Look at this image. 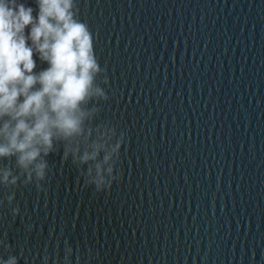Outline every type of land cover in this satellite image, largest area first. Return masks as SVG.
<instances>
[{"label": "water", "instance_id": "obj_1", "mask_svg": "<svg viewBox=\"0 0 264 264\" xmlns=\"http://www.w3.org/2000/svg\"><path fill=\"white\" fill-rule=\"evenodd\" d=\"M74 5L107 76L96 120L125 133L116 179L96 191L60 149L41 190L0 186V256L264 264V0Z\"/></svg>", "mask_w": 264, "mask_h": 264}, {"label": "clouds", "instance_id": "obj_2", "mask_svg": "<svg viewBox=\"0 0 264 264\" xmlns=\"http://www.w3.org/2000/svg\"><path fill=\"white\" fill-rule=\"evenodd\" d=\"M34 2L0 0V160L13 161V167L0 166V186L22 182L41 190L48 155L62 149L85 185L109 189L125 133L96 120L99 102L108 97L92 33L76 17L74 0ZM37 59L47 66L34 71ZM5 199L11 204L13 195ZM0 247L8 246L0 241ZM63 251L55 264H77L71 247ZM50 258L45 254L44 264ZM0 264L18 261L0 256Z\"/></svg>", "mask_w": 264, "mask_h": 264}]
</instances>
